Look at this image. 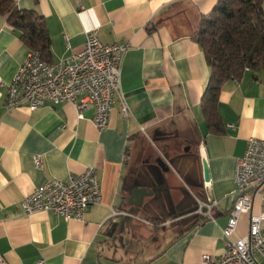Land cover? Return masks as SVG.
Returning <instances> with one entry per match:
<instances>
[{
  "label": "crops",
  "instance_id": "obj_1",
  "mask_svg": "<svg viewBox=\"0 0 264 264\" xmlns=\"http://www.w3.org/2000/svg\"><path fill=\"white\" fill-rule=\"evenodd\" d=\"M217 1L14 0L18 8L43 16L51 63L78 51L90 29L106 43L129 44L121 64L129 115H122L117 97L101 129L92 122L91 105L80 110V117L70 102L33 110L6 107L7 84L29 48L0 15V264H203L204 254L215 258L223 252L221 230L230 206L225 196L233 187L235 160L249 137L264 140V67L223 83L217 103L222 131L211 130L200 105L210 69L192 34L200 15ZM262 7L264 12V1ZM183 146L194 151L190 162L179 165L183 177L176 173L188 201L180 202L172 217L157 220L160 240L147 246L142 231L135 233L137 224L125 218L151 207L153 163L169 171L167 157ZM35 156L41 167L35 166ZM89 166L96 169L101 200L82 219L26 214L20 208L21 198L47 179H65ZM143 187L152 194L136 205L133 193ZM263 189L264 182L254 193L252 214L264 212ZM207 198L217 200L211 218L199 211V200ZM115 209L131 215L112 216ZM183 220L185 225L173 230L172 222ZM247 230L248 214H243L236 233Z\"/></svg>",
  "mask_w": 264,
  "mask_h": 264
},
{
  "label": "built area",
  "instance_id": "obj_2",
  "mask_svg": "<svg viewBox=\"0 0 264 264\" xmlns=\"http://www.w3.org/2000/svg\"><path fill=\"white\" fill-rule=\"evenodd\" d=\"M128 47L127 42L106 43L97 29H90L85 33L82 47L61 59L60 67H51L40 54L29 50L7 84L5 105L7 108L25 105L33 110L48 103L70 102L78 110L79 117L80 110L91 105L93 124L96 128H104L117 97L121 99L122 115H129L121 91V64ZM34 163L37 167L43 165L38 156ZM263 182L264 140L249 137L243 154L235 160L233 187L225 196L230 206L226 225L221 230L224 250L215 258L204 254L203 264H264V212L251 213L254 193ZM261 192L264 196V189ZM100 200L101 184L96 169L89 166L65 179H47L23 196L19 205L26 214L44 211L80 220L88 207ZM216 204L217 200L207 198L199 202V211L211 218L210 211ZM243 214H248V230L245 234H237L238 220ZM111 215L131 214L115 209Z\"/></svg>",
  "mask_w": 264,
  "mask_h": 264
},
{
  "label": "trees",
  "instance_id": "obj_3",
  "mask_svg": "<svg viewBox=\"0 0 264 264\" xmlns=\"http://www.w3.org/2000/svg\"><path fill=\"white\" fill-rule=\"evenodd\" d=\"M263 1L218 0L208 14L200 15L193 31L192 37L200 45L210 69L200 105L211 130L222 131L217 103L223 83L240 79L246 70L256 72L264 67ZM0 15L5 16L29 50L51 63L50 36L41 14L34 9L18 8L14 0H0ZM158 225V221L153 222V231L157 233ZM158 239L153 233L144 244L154 245Z\"/></svg>",
  "mask_w": 264,
  "mask_h": 264
},
{
  "label": "rangeland",
  "instance_id": "obj_4",
  "mask_svg": "<svg viewBox=\"0 0 264 264\" xmlns=\"http://www.w3.org/2000/svg\"><path fill=\"white\" fill-rule=\"evenodd\" d=\"M185 147L186 146H183L180 153L178 154H174L173 152L169 154V156L167 157V162H168V165L170 166L169 171L167 172L160 171L159 169L156 168V164L153 163L155 172H152L154 174L150 176L151 177L150 183L148 184V187H151L154 191L153 196L148 201V204L151 207L149 209H146L145 213H144L145 209L143 210V212H140V213L139 211H137V209H135L136 211L134 213L136 214L139 213L138 216H135L137 218H131V217L125 218L129 222L137 224L135 227L136 229L135 233L139 235L140 232L142 231L141 236L144 238L143 240H145V238H148V236H153V233L156 234V236L160 237V233H157V231H153V229L155 228L153 226V222L157 220L165 219L167 217H172V215L177 210L182 208L180 202H182V204L185 205V202L188 201V197L182 191L181 184L176 177V173H178L179 176L183 177L181 170L179 168V165L185 161L190 162L192 158L194 157L193 149L191 148L190 151H188V150H185ZM204 201L205 200H199V202H204ZM141 218L147 219L149 221H146V223L141 222L140 221ZM152 219L154 221H152ZM184 225H185L184 220L180 222H177V221L172 222L173 230H179ZM160 226L161 225L159 223L158 225L159 232L161 228ZM159 240L160 239H158L157 242H159Z\"/></svg>",
  "mask_w": 264,
  "mask_h": 264
},
{
  "label": "water",
  "instance_id": "obj_5",
  "mask_svg": "<svg viewBox=\"0 0 264 264\" xmlns=\"http://www.w3.org/2000/svg\"><path fill=\"white\" fill-rule=\"evenodd\" d=\"M157 162H158L159 166L163 170L168 169L167 164L161 158H158L157 159ZM202 168H203V181L207 182V181H209V173H208L207 164H206V162L204 160H202ZM150 194H152V192L151 191H147L145 187H143V188H136V191L133 193V198L135 199L134 200V203L136 205L141 204L142 198L145 195H150ZM130 201H131V199H130Z\"/></svg>",
  "mask_w": 264,
  "mask_h": 264
},
{
  "label": "bare ground",
  "instance_id": "obj_6",
  "mask_svg": "<svg viewBox=\"0 0 264 264\" xmlns=\"http://www.w3.org/2000/svg\"><path fill=\"white\" fill-rule=\"evenodd\" d=\"M36 54H39L38 52H36ZM51 67H60L61 66V60L56 62V63H50Z\"/></svg>",
  "mask_w": 264,
  "mask_h": 264
}]
</instances>
